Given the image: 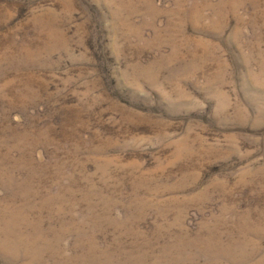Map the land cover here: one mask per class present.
<instances>
[{"label": "rangeland", "instance_id": "374dc122", "mask_svg": "<svg viewBox=\"0 0 264 264\" xmlns=\"http://www.w3.org/2000/svg\"><path fill=\"white\" fill-rule=\"evenodd\" d=\"M0 264H264V0H0Z\"/></svg>", "mask_w": 264, "mask_h": 264}]
</instances>
